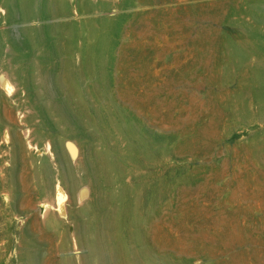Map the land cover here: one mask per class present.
Returning a JSON list of instances; mask_svg holds the SVG:
<instances>
[{
  "label": "rangeland",
  "instance_id": "374dc122",
  "mask_svg": "<svg viewBox=\"0 0 264 264\" xmlns=\"http://www.w3.org/2000/svg\"><path fill=\"white\" fill-rule=\"evenodd\" d=\"M61 3V9L46 8L24 18L20 9L12 13L0 0V79L8 78L14 87L9 94L0 85V264H31L20 254L33 242L39 244L36 264H65L68 258L87 264L76 220L84 201H78L64 175L55 144L60 131L18 78L19 71H30L35 53L25 42V28L69 21L78 25L72 63L79 65L91 43L106 38L109 103L132 120L130 138L152 139L150 146L127 151L105 122V100L98 97L96 109L90 110L92 116H102V148L122 166L134 164L140 170L135 177L124 175L120 186L126 190L130 184H145L148 189L141 227L145 247L162 264H246L247 259L264 264V101L251 95L247 108L254 113L249 118L232 120L230 111L231 100L241 105L245 69L262 71L264 89V0ZM88 20L99 27L89 40L83 24ZM233 44L244 51L238 65L229 57ZM229 68L233 74L226 79ZM52 75L54 89L79 119L57 72ZM92 83L87 77L88 94ZM68 142L78 146L81 162L93 145L85 132L62 137L64 149ZM44 161L51 167L52 183L38 175ZM72 161L81 178L78 158ZM58 185L67 192L64 218L55 212ZM45 188L54 190L52 196Z\"/></svg>",
  "mask_w": 264,
  "mask_h": 264
},
{
  "label": "bare ground",
  "instance_id": "6f19581e",
  "mask_svg": "<svg viewBox=\"0 0 264 264\" xmlns=\"http://www.w3.org/2000/svg\"><path fill=\"white\" fill-rule=\"evenodd\" d=\"M5 2L12 13H16L17 8L20 9L24 18L39 15L46 8L53 11L61 9L63 6L61 0H48L41 5L40 3L36 5L34 0H5ZM83 24L85 28H88L86 38L89 40L94 37L93 33L99 27L89 20ZM77 26V24L70 21L51 26H27L25 28L27 33L25 42L35 51L34 59L30 71H19L18 78L21 85H24L27 96L39 104L38 110L49 124L60 131V136L55 138V144L57 150L59 149L60 160L65 165L64 175L72 184L71 186L75 188V191L72 192L77 193L78 201H84V208L80 209V212L78 211L77 217L74 216L79 221L78 226L81 228V231H79L81 232L83 246L87 248V264H109L111 260L116 264H162L145 247L143 234L141 233V227L145 225L143 224L142 210L150 200L148 189L144 186L145 184H130L126 190L120 186V181L124 175L132 174L135 177L140 170L134 164L126 167L122 166L117 159L102 148L104 135L102 116L101 114L92 116L90 110L92 107L96 109L98 97L105 100L106 105L103 107L105 122L117 134L118 143L127 151H131L138 146H150L152 139L148 136L142 137L139 141L130 138L131 135L129 134L133 131L132 120L109 103L108 72L105 69V52L108 45L106 38L91 43L90 47L82 53L79 65L72 63L70 55L75 46ZM243 53L241 45H230L229 57L231 64L238 65ZM53 72H57L59 86L79 114V119H75L70 115L62 100L64 97L61 99L60 93L54 89ZM232 74L233 69L229 68L225 70L224 77L229 79ZM87 77L93 78L90 89L91 95L88 94L89 90L87 91ZM262 78L263 73L260 69L244 70L242 80L245 82V86L240 91L239 96L241 97V105L236 106L234 104L238 103V100H231L230 104L232 120L240 117L249 118L254 113V111L247 108L251 95L258 102L264 101V89L261 87ZM7 79L1 76L0 85L6 93L11 94V87L13 86ZM82 79L85 82L84 84L81 83ZM86 94L92 97L91 104L87 101ZM82 132H85L93 140V145H90L85 152L83 162H81V153L76 144L68 142L65 149L62 145V137L78 135ZM254 141L257 142L255 139ZM77 158L80 162L79 165L81 164V168H79L80 166L77 167L82 171L81 178L76 176L78 170H75L73 166L75 162L72 160ZM40 167L38 175L41 174L44 179L51 180L49 178V175L52 176L51 170L49 171L51 167L49 168L46 161L42 162ZM43 181L45 180H42V183H44ZM47 182H45L46 187L50 183ZM150 185L148 184V187ZM89 187L95 192L94 200L91 198ZM51 188H53V185ZM50 189H47V191ZM76 190L78 191L76 192ZM48 192L50 195L54 190ZM161 193L158 195H161ZM49 195L47 193L50 199L52 194ZM66 197V190L58 185L56 187L55 212L62 218L68 214L67 208H65ZM155 206L154 208L158 204ZM46 210L48 209L46 208ZM20 255L21 258H28L30 262L32 261L31 264H36L39 256V244L33 242L29 251H22ZM69 259L68 262L65 259V264H73V261L71 259L69 261ZM246 264H250L249 259L246 260Z\"/></svg>",
  "mask_w": 264,
  "mask_h": 264
}]
</instances>
